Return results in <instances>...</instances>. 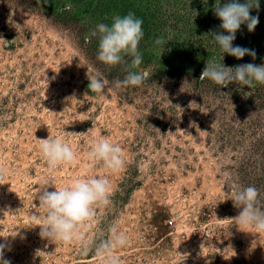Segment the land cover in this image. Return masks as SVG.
<instances>
[{
  "label": "rangeland",
  "instance_id": "obj_1",
  "mask_svg": "<svg viewBox=\"0 0 264 264\" xmlns=\"http://www.w3.org/2000/svg\"><path fill=\"white\" fill-rule=\"evenodd\" d=\"M216 2L229 0H0V37L12 41L0 45V243L12 264H100L94 246L113 223L129 238L120 264H264V234L232 220L234 185L255 186L264 207V85L199 80L207 61L264 64V0L255 30L241 25L233 41L256 58L240 60L206 35L221 31ZM129 12L143 21L136 71L149 77L110 90L127 73L98 61V40L85 37ZM97 73L102 95L88 90ZM57 137L76 160L50 173L38 139ZM102 138L122 149L118 173L89 158ZM86 177L109 180L111 203L96 206L84 240L42 239L41 191Z\"/></svg>",
  "mask_w": 264,
  "mask_h": 264
},
{
  "label": "clouds",
  "instance_id": "obj_2",
  "mask_svg": "<svg viewBox=\"0 0 264 264\" xmlns=\"http://www.w3.org/2000/svg\"><path fill=\"white\" fill-rule=\"evenodd\" d=\"M253 8H259V0H245L244 3H240L239 0H229L223 4L216 2L214 6V13L222 22L221 31H213L206 35L213 38L224 54L235 57L237 60L245 56L256 58L255 50L233 45L241 25L246 24L249 32L257 27L259 17L251 15ZM65 10L70 11L71 5H68ZM142 24V19L132 12L124 16L115 15L112 17L111 24L98 23L85 37L86 42H90L93 38L98 40L96 56L98 61L107 66L122 65L127 73L124 79L114 80L113 88L110 90L140 86L149 77L147 69L136 71L143 59L139 51V44L144 36ZM11 42L0 37V45L4 47H8ZM164 42L162 37L155 40L156 45H163ZM125 57H130V62ZM206 79L225 88L236 82L249 89L254 88L257 84L264 85V64L247 63L227 67L222 62L207 61L199 80ZM88 80V90L98 95L105 92L106 85L109 83L99 73L88 77ZM251 94V92L245 93L246 96ZM193 103L195 102L190 104ZM175 107L179 108V106ZM90 131L91 129L88 133ZM64 135L82 136L86 134L64 132ZM38 142L50 173L57 171L61 166H70L75 162L76 154L64 139L59 137L38 139ZM88 155L90 159L102 162L111 173H118L125 166L121 147L114 145L107 138L94 142ZM5 179H7V174L0 168V183ZM54 188L55 191L51 192L46 188L38 196L39 208L45 213L43 223L38 225L40 237L66 244L84 240L81 228L93 220L96 206H107L111 203L112 189L109 180L95 177L77 178L67 186ZM233 189L235 192L232 200L233 206L240 211L232 220L245 230L252 229L257 234H264V207L260 204V191L255 186L234 185ZM33 220L39 221L40 217L34 215ZM107 232L108 236L95 243L94 255L100 264H120L116 250L127 246L129 238L119 230L115 223L109 225ZM6 249L11 250L7 240L5 243H0V264H12L9 259L5 258ZM88 251L89 248L85 245L83 252L86 254ZM181 256L187 257V254Z\"/></svg>",
  "mask_w": 264,
  "mask_h": 264
},
{
  "label": "water",
  "instance_id": "obj_3",
  "mask_svg": "<svg viewBox=\"0 0 264 264\" xmlns=\"http://www.w3.org/2000/svg\"><path fill=\"white\" fill-rule=\"evenodd\" d=\"M187 264H191V263H187Z\"/></svg>",
  "mask_w": 264,
  "mask_h": 264
}]
</instances>
